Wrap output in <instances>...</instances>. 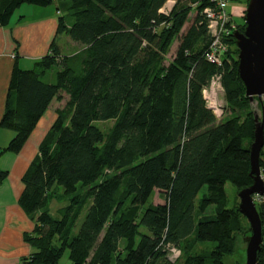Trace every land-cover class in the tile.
Here are the masks:
<instances>
[{
  "label": "trees",
  "instance_id": "16d2710c",
  "mask_svg": "<svg viewBox=\"0 0 264 264\" xmlns=\"http://www.w3.org/2000/svg\"><path fill=\"white\" fill-rule=\"evenodd\" d=\"M55 3L67 14L57 34L80 48L62 54L53 41L31 68L14 64L0 118L14 133L0 154H18L50 103L67 97L21 177L18 204L33 223L22 264H58L65 250L71 264H224L248 223L237 206L226 208L224 186L253 183L255 114L237 72L235 30L219 67L204 56L208 0H0V27L23 4ZM216 73L229 111L221 119L201 94ZM257 108L264 137V102ZM109 121L107 131L94 125ZM259 168L264 177V145ZM156 192L163 203L150 202ZM64 201L53 217L52 203ZM256 209L264 264V197ZM197 242L214 245L197 254ZM170 248L180 259H168Z\"/></svg>",
  "mask_w": 264,
  "mask_h": 264
},
{
  "label": "crops",
  "instance_id": "0c3cea01",
  "mask_svg": "<svg viewBox=\"0 0 264 264\" xmlns=\"http://www.w3.org/2000/svg\"><path fill=\"white\" fill-rule=\"evenodd\" d=\"M58 16L56 4L55 13L46 9L41 17L18 18L14 22L10 20L7 27H0V118L14 64L21 69L31 68L35 61L50 53L53 41L60 50L65 43L74 46L65 35L57 34ZM51 105L52 102L18 154H0V172L5 173L0 181V264H22L32 253L24 234L32 231L33 223L19 206L18 198L23 191L21 177L56 118L55 111L59 108H51ZM13 136L12 131L0 127L1 151Z\"/></svg>",
  "mask_w": 264,
  "mask_h": 264
},
{
  "label": "water",
  "instance_id": "95a60500",
  "mask_svg": "<svg viewBox=\"0 0 264 264\" xmlns=\"http://www.w3.org/2000/svg\"><path fill=\"white\" fill-rule=\"evenodd\" d=\"M245 27L234 31L232 39L238 50L237 72L250 101L264 96V0H248L244 13ZM253 143L249 148L250 187L238 192L240 214L247 220L251 235L245 244V264H257L262 245V225L254 196L264 197V182L259 168V155L264 145L263 125L255 116Z\"/></svg>",
  "mask_w": 264,
  "mask_h": 264
},
{
  "label": "rangeland",
  "instance_id": "374dc122",
  "mask_svg": "<svg viewBox=\"0 0 264 264\" xmlns=\"http://www.w3.org/2000/svg\"><path fill=\"white\" fill-rule=\"evenodd\" d=\"M247 1L246 0H228V4H227V11L228 14H232L231 16V27H232V31H236L237 28L238 29H244L245 27V22H244V13L247 7ZM173 6V3H167L164 8L162 9V13L171 10ZM239 8V9H238ZM48 10L50 12L55 13V9H56V4H52L50 6L47 7H38V6H33V5H28V4H23L22 6H20L13 14L11 21L14 22L16 20H18V18H20L21 20H26V19H31V18H38L41 17L43 15V10ZM235 10V11H234ZM167 13V12H166ZM65 15H67L65 12L61 11V15L59 14V16L65 17ZM33 16V17H32ZM195 17V13H192L189 17L188 23L185 24L183 30H185L193 21ZM25 18V19H24ZM67 20L69 21L68 16L66 17ZM240 30V31H241ZM58 41H61V39L58 38ZM59 43V42H58ZM177 44H175L172 49H171V55L175 50ZM63 49H61L62 54H72L74 52H76L80 47L79 46H71L68 44H64V47H62ZM224 89V87H223ZM62 99L61 100H53L52 101V105L51 108L57 107V108H63L65 105V101L67 99V97L63 94H61ZM224 110L226 109V101H225V90H224ZM258 102H264V96L261 97L260 99L254 97V99L251 102V110L253 111V113L255 114V116H257L258 118V122H260V113L259 110L257 108L258 106ZM226 111V110H225ZM225 115L228 116L229 115V111L227 110L225 112ZM95 126L101 128L103 131H107V129H109L112 125V122H95L94 124ZM0 146L1 145V140H0ZM1 148V147H0ZM1 151V150H0ZM262 180H264L263 175H261ZM224 190L226 193V197H227V204H226V208H232L235 206H239V198H238V191L236 190V188L231 185L230 183H226V185L224 186ZM205 193V188L200 191V193L198 194L197 198H196V202L202 197V195ZM164 198L162 196H159L158 193L156 192L150 199V202L153 204H161L163 203ZM260 201V199L257 198V196H254V202L255 204H258ZM67 205V203L64 202H60V203H56L53 202L52 203V216L54 217L55 215V211L59 208L65 207ZM85 212L86 210H84L82 212V214L80 215L78 221L76 222V226L74 228L73 233L76 234L79 226L85 216ZM211 212V208L207 211V214H209ZM56 218V217H55ZM250 228V226L248 225V223H246V227L244 228L243 233H240L239 235H236L235 237V248L234 251L231 255H228L226 257H224L223 263L224 264H245V244L243 243V238L248 237L251 235V232L248 231V229ZM187 245V242H186ZM213 243L210 242H197V244L195 245V248L193 249L194 253L197 254H202V253H209V251L212 250L213 248ZM181 255H179L180 259ZM58 264H71L69 257H68V251L65 250L62 257L60 258Z\"/></svg>",
  "mask_w": 264,
  "mask_h": 264
},
{
  "label": "built area",
  "instance_id": "2783aa9c",
  "mask_svg": "<svg viewBox=\"0 0 264 264\" xmlns=\"http://www.w3.org/2000/svg\"><path fill=\"white\" fill-rule=\"evenodd\" d=\"M213 8L207 7L202 14L207 20V30L211 39L210 46L205 52V60L213 65L222 66L223 55L228 49V39L232 33L231 18L227 11L228 0H208ZM168 12V11H167ZM206 107L217 119L224 116V89L222 74H214L206 87L201 90ZM260 199L261 197H258ZM180 251L170 248L168 259L172 262L179 258Z\"/></svg>",
  "mask_w": 264,
  "mask_h": 264
}]
</instances>
